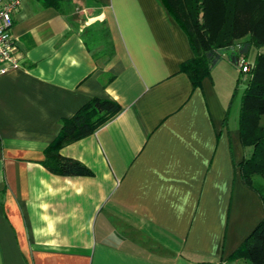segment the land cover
<instances>
[{"label":"crops","instance_id":"crops-1","mask_svg":"<svg viewBox=\"0 0 264 264\" xmlns=\"http://www.w3.org/2000/svg\"><path fill=\"white\" fill-rule=\"evenodd\" d=\"M12 16L20 66L0 73V264H245L228 255L264 209L237 166L250 150L238 66L221 58L192 86L178 70L187 37L160 0H21ZM93 96L121 108L60 149L92 173L48 170L61 118Z\"/></svg>","mask_w":264,"mask_h":264},{"label":"trees","instance_id":"trees-1","mask_svg":"<svg viewBox=\"0 0 264 264\" xmlns=\"http://www.w3.org/2000/svg\"><path fill=\"white\" fill-rule=\"evenodd\" d=\"M59 1L45 3L57 5ZM160 1L187 37L191 56L179 63L178 70L186 73L192 86L199 85L221 58L237 65L251 47L256 48L239 93V138L250 150L237 166L241 180L258 194L264 209V0ZM237 84L232 97L238 94ZM120 108L115 99L93 96L71 116L61 118L58 132L43 149V165L57 174H91L88 166L60 149L91 133ZM228 258L264 264V213Z\"/></svg>","mask_w":264,"mask_h":264},{"label":"built area","instance_id":"built-area-1","mask_svg":"<svg viewBox=\"0 0 264 264\" xmlns=\"http://www.w3.org/2000/svg\"><path fill=\"white\" fill-rule=\"evenodd\" d=\"M21 0H0V73L20 66L14 51L15 39L11 34L13 12L20 6ZM251 62L240 57L237 63L240 74H247Z\"/></svg>","mask_w":264,"mask_h":264},{"label":"rangeland","instance_id":"rangeland-1","mask_svg":"<svg viewBox=\"0 0 264 264\" xmlns=\"http://www.w3.org/2000/svg\"><path fill=\"white\" fill-rule=\"evenodd\" d=\"M255 52H256V48L255 47H251V49H250V51H249V53L247 55V61H249V62L253 61ZM246 78H247V74L244 73L243 75H241L240 81L237 84V89H238L237 96L238 97H239V93H240V91L242 89L241 86L246 84ZM236 263H238L237 260H235V261L234 260H230L228 264H236Z\"/></svg>","mask_w":264,"mask_h":264}]
</instances>
